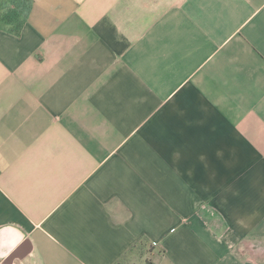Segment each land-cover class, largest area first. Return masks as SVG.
I'll use <instances>...</instances> for the list:
<instances>
[{
	"label": "crops",
	"instance_id": "obj_1",
	"mask_svg": "<svg viewBox=\"0 0 264 264\" xmlns=\"http://www.w3.org/2000/svg\"><path fill=\"white\" fill-rule=\"evenodd\" d=\"M0 21V264H258L264 0H27Z\"/></svg>",
	"mask_w": 264,
	"mask_h": 264
},
{
	"label": "rangeland",
	"instance_id": "obj_2",
	"mask_svg": "<svg viewBox=\"0 0 264 264\" xmlns=\"http://www.w3.org/2000/svg\"><path fill=\"white\" fill-rule=\"evenodd\" d=\"M3 3L1 6L2 9L5 8L6 12L11 10H15L16 7L19 5L18 3L7 2L2 0ZM4 12V13H6ZM243 252H242V260L244 263L249 261H254L258 264H264V242L262 241H248L243 243Z\"/></svg>",
	"mask_w": 264,
	"mask_h": 264
},
{
	"label": "trees",
	"instance_id": "obj_3",
	"mask_svg": "<svg viewBox=\"0 0 264 264\" xmlns=\"http://www.w3.org/2000/svg\"><path fill=\"white\" fill-rule=\"evenodd\" d=\"M7 2H13V3H18L19 5L16 7L15 10H11L9 12H6L5 8L2 9L3 7L1 4L3 3L2 0H0V21H16V28H19L21 24L23 23L21 17H23V14L25 13L28 3L27 0H5ZM6 12V13H4Z\"/></svg>",
	"mask_w": 264,
	"mask_h": 264
}]
</instances>
